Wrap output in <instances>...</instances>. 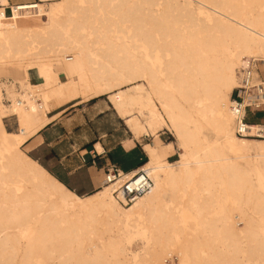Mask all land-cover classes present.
<instances>
[{"label": "bare ground", "instance_id": "obj_1", "mask_svg": "<svg viewBox=\"0 0 264 264\" xmlns=\"http://www.w3.org/2000/svg\"><path fill=\"white\" fill-rule=\"evenodd\" d=\"M44 1H0V59L47 77L19 97L17 131L0 121V264H167L174 254L176 264H264V140L238 136L231 110L239 72L251 60L264 63V0H195L210 15L202 19L189 10L191 26L171 14L193 0H146L158 6L147 17L139 6L146 20L135 16L138 3L120 0L113 6L121 17L120 42L107 35L102 58L87 35L79 42L59 30L61 19ZM88 1L97 7V0ZM30 11L37 14L20 15ZM99 31L92 33L96 42ZM38 40L50 46L40 49ZM60 64L72 81L57 79ZM106 95L135 138L153 137L144 145L149 161L142 169L154 187L129 205L114 195L118 184L75 194L21 149L69 105ZM207 126L216 140L204 135ZM163 130L179 142L176 162L167 159L173 144H160ZM248 146L254 156L245 153ZM128 224L143 227L148 240L137 254L126 249L138 237L126 232ZM91 233L99 234L102 249Z\"/></svg>", "mask_w": 264, "mask_h": 264}, {"label": "crops", "instance_id": "obj_2", "mask_svg": "<svg viewBox=\"0 0 264 264\" xmlns=\"http://www.w3.org/2000/svg\"><path fill=\"white\" fill-rule=\"evenodd\" d=\"M8 1L11 4L14 0ZM34 1L21 0L15 4ZM102 98L69 105L22 146L51 176L82 197L104 187L105 168L109 164H116L128 174L142 169L149 161L145 144L140 141L143 138H135L111 102ZM176 150L175 146L168 160L180 155Z\"/></svg>", "mask_w": 264, "mask_h": 264}, {"label": "rangeland", "instance_id": "obj_3", "mask_svg": "<svg viewBox=\"0 0 264 264\" xmlns=\"http://www.w3.org/2000/svg\"><path fill=\"white\" fill-rule=\"evenodd\" d=\"M21 0H14L13 2H11V4L10 5H15V3L16 2H20ZM37 1V0H36ZM72 1V3H71V5L72 6H70V5H68V7L66 6V5H63L62 4V0H45L44 2H42L41 4H43V8H47L48 6H50L51 8H54V13L56 14V16L58 17V20L60 21V19H61V23H62V25L64 26H62V25H58V28H59V30H63V32L66 34V36H70V37H73V38H75L77 41H79L80 42V38H81V36H83V35H87L89 38V41H91V42H89V48L91 49V47H92V45H93V47H92V49H91V51H93V52H95L96 54L97 53H99V55H100V57L102 58V55H103V53H101V52H104V51H106L105 49H107V47H108V45H107V42H105V40H106V38H110L111 37V40H113L114 39V41L117 43V42H120L119 41V39H118V36H119V33H117L118 31H117V28L119 29V28H121V23H120V15H119V18L118 17H116V11H115V9L113 8V6H115L120 0H113V1H116V2H113L112 0H108L109 1V3H111L110 1H112V3H111V6H109L110 4H108V1L107 0H101V1H99V0H94L93 1V3L95 2L96 4H97V7H99V6H106L107 4V6L109 7V8H112L115 12H114V14H112L113 12L112 11H110V10H112V9H109L108 7H103L102 9L99 7V10H97V13L99 12V14L97 15V13L95 14V12H94V10L97 8L96 7V5L94 4V5H92L91 6V3H89V1L87 2V0H85V1H81V0H71ZM75 1H77V2H75ZM103 1V2H102ZM129 1H131V4H132V7H134L137 3V6L135 7V8H137L138 9V13H139V15H140V13H142L140 16L139 15H135L134 14V12L133 13H131V14H133V18H131L132 20L134 19L135 20V18L137 17V19H138V17H143V18H145V20L146 19H148V18H146L147 17V14H148V11L150 10V8L152 9V7L155 5V3L157 4H159V3H163V1L162 0H158L157 2L154 0V4H153V6L151 7V5L149 4V2H147L146 3V0H129ZM138 1V2H137ZM148 1V0H147ZM150 1V0H149ZM151 1H153V0H151ZM183 1V0H182ZM73 2H75V4L73 3ZM90 2H91V0H90ZM102 2V4H100V3ZM61 3V4H60ZM107 3V4H106ZM150 3H152V2H150ZM70 4V3H69ZM74 4V5H73ZM104 4V5H103ZM135 4V5H134ZM99 5V6H98ZM70 6V7H69ZM74 6V7H73ZM93 6H95L96 8H93ZM143 7V8H145V9H143V12H145V14L144 15H146V17L143 15V12H142V9H140V7ZM150 6V7H149ZM87 7L89 8V9H91V10H93V12L92 11H90V12H88L89 11V9H87ZM105 8H106V10H105ZM149 8V9H148ZM154 8H158V6H154ZM71 9H73V11L71 10ZM104 9V10H103ZM140 9V10H139ZM147 9H148V11H147ZM70 10H71V12H70ZM194 11L195 12V14H196V16L197 17H200V18H202V19H205V18H207V17H209V15L210 14H208L209 12H207V10L206 9H202L201 7H200V5H199V3L197 2V1H195V0H193V1H190V2H188L187 3V10H183V11H181V12H177V11H175V12H173L171 15H172V17L174 16H177L179 19H181V21H185V25H188V26H191L192 25V23H193V21H191V18H190V15H189V12L188 11ZM37 11V10H36ZM36 11H30V12H20V13H22V14H20L21 16H35L36 14H37V12ZM74 11H77L76 13H73L72 14V12H74ZM81 11H86V12H83V13H81ZM96 11V10H95ZM104 11V12H103ZM105 11H106V13H105ZM88 12V14H86ZM109 12H111V14L109 13ZM89 13H91V14H89ZM95 15H94V14ZM8 15H9V13H8ZM80 15V16H79ZM82 15V16H81ZM90 15L91 16V21H90V16H89V18H88V16ZM105 15H106V17H105ZM134 15L136 16V17H134ZM143 15V16H142ZM87 17V19H86V17ZM92 16L93 17H95L96 16V18L94 19V18H92ZM117 16H118V14H117ZM132 15H130L129 17H131ZM76 17V18H75ZM83 17H85V18H83ZM105 17V18H104ZM116 17V18H115ZM172 17H171V19H172ZM173 17V18H174ZM72 18V20H70V19ZM81 18V19H80ZM99 18H101V20H99ZM75 19V20H74ZM104 19V20H103ZM105 19H108L107 21H110V23H111V21L112 20H114V21H116V23L117 24H119V25H117L116 26V23H115V25L113 24V23H111V26H110V23L109 24H107L108 22H104V21H106ZM110 19V20H109ZM118 19H119V21H118ZM130 18H128V20H129ZM130 19V20H131ZM65 20H66V22H65ZM70 20V21H69ZM85 20V21H84ZM87 20H89L88 22L90 23V22H92V23H94L95 22V24H91V25H89V23H87V24H84V23H86L87 22ZM98 20V21H97ZM130 20H129V22H127L126 23V25H129V26H131L132 25V23L130 22ZM131 20V21H132ZM76 21V22H75ZM102 21V23H104V25L102 24V23H100ZM48 22V23H47ZM65 22V23H64ZM84 22V23H83ZM46 24H49V21H46L45 22ZM64 23V24H63ZM81 23V24H80ZM101 25H100V24ZM76 24V25H75ZM83 25V27H81V26ZM84 25H86V26H88L87 28H84ZM95 25V26H94ZM105 26V27H107V25L108 26H110L111 28V30L109 29V27H108V29H105L103 26ZM116 26V27H114V26ZM62 26V27H61ZM79 26V27H78ZM85 26V27H86ZM102 26V33L100 34V27ZM122 26H124V25H122ZM61 27V28H60ZM81 27V28H80ZM96 28H97V31H99L98 33H97V35L99 36V37H96V39H98L97 40V42H96V40L94 39L95 37H94V35H96L95 33L94 34H92L93 33V30H94V32H97L96 31ZM100 28V29H99ZM103 28L105 29V30H103ZM74 29V30H73ZM79 29H80V31H79ZM73 30V31H72ZM87 30V31H86ZM107 30H108V33L109 34H107ZM109 30L111 31V32H109ZM121 30V29H120ZM105 31V32H104ZM73 32V33H72ZM105 33H106V35H105ZM110 33H112V34H110ZM100 34V35H99ZM93 35V36H92ZM108 35V36H107ZM104 38H102V37ZM107 36V37H106ZM110 36V37H109ZM80 37V38H79ZM106 37V38H105ZM103 39L104 41H103V43H102V41H100V39ZM116 38V39H115ZM57 38L55 37H53V40H56ZM94 40V41H93ZM107 41V40H106ZM54 42V41H53ZM92 42H95L94 44L92 43ZM45 42H42V43H40V41L38 40L37 41V43H36V45L41 49L42 47L43 48H48L47 47V45H48V42H46L45 44H44ZM91 43V44H90ZM98 43V44H97ZM50 44V43H49ZM95 45V46H94ZM104 45V46H103ZM107 45V46H106ZM101 50V51H100ZM69 56L71 57L72 55L71 54H69ZM104 56V55H103ZM94 62V61H93ZM94 63H96V62H94ZM260 63V62H259ZM9 64H4V62H3V60L2 59H0V121L2 122V123H4L5 125H6V128L9 130V131H17V129H18V120L21 118V112H20V108L18 107V105H17V101H18V99H19V97L20 96H22V94L24 93V91H25V89H27L28 88V86L29 85H31V84H34V83H40L41 82V84H43L45 81H47V77L46 76H44V75H42L41 74V72H40V70H38V69H34V70H32L31 72L30 71H28V73L27 72H23V71H20V70H17V69H13V68H11V66L9 65ZM60 65H61V67H60ZM60 65H57V66H55V68H54V70H55V73H56V77H57V79H59V80H61V81H65V82H68V81H72V78L70 79V75L68 74H66L67 73V70H66V68H65V66L64 65H62V64H60ZM94 65V64H93ZM92 64H91V66L92 67H97L96 65L95 66H93ZM261 67H262V69L264 70V68H263V66H264V63H260L259 64ZM90 66V67H91ZM64 68H65V70H64ZM62 70V71H61ZM61 71V72H60ZM29 73H30V77H29ZM60 73V74H59ZM39 76H41L42 78H43V80L39 77ZM66 79V80H65ZM31 80V81H30ZM33 82V83H32ZM41 84H36V85H41ZM18 85H20V88L22 89V91L19 93V92H17V86ZM38 98H40V97H38ZM103 100H105V101H107V102H109V100H108V96L106 95V96H103V98H102ZM34 102L36 103V105H37V107L39 108V105H38V103L34 100ZM125 120V119H124ZM124 120H123V125L125 126V127H127L126 126V120H125V122H124ZM254 121H256V122H258V123H261V122H264V112H260V113H257V115H256V119H254ZM204 135L208 138V140H210V141H213V140H216L217 138H218V136L217 135H215V133H214V131L210 128V127H205V129H204ZM159 139H160V144H162V145H164V144H167V143H171V144H173V146L175 147H177V150H176V152L177 153H181V149H180V147H179V142H178V140L174 137V135L172 134V133H170L168 130H163V131H161L160 133H159ZM141 142H142V144H146V143H153V137L151 136V137H144L143 139H141L140 140ZM21 149H22V151H24L26 154L28 153L27 152V149L26 148H24V147H21ZM245 153L247 154V155H250V156H254L255 155V153H256V150H255V148H253L252 146H248L247 148H246V151H245ZM28 155V154H27ZM29 156V155H28ZM30 157V156H29ZM31 158V157H30ZM32 159V158H31ZM168 159V158H167ZM180 159V155H175V156H173L172 158H170L169 159V161L170 162H176V161H178ZM34 160V159H33ZM254 160V159H253ZM98 192V191H97ZM241 226V225H240ZM125 229H126V232L127 233H133V232H136V234L134 233L133 235L134 236H138V237H135L134 239H132V241L130 240V238L126 241V249L130 252V253H132V254H137V253H139L140 251H142L143 250V248L146 246V244L148 243V240L146 239V235L144 234V233H142V232H140L141 230L142 231H144L143 230V227H141L140 226V228H139V230L138 231H136V230H134V226L133 225H131V224H128V225H126L125 226ZM198 236L199 237H202V234H198ZM90 240L94 243V245H96L99 249H102V244L100 243V238H99V234H97V233H91V235H90ZM178 259V257L174 254L173 256H172V258H168L167 259V264L169 263V264H176V263H178L179 262V260H177Z\"/></svg>", "mask_w": 264, "mask_h": 264}, {"label": "built area", "instance_id": "obj_4", "mask_svg": "<svg viewBox=\"0 0 264 264\" xmlns=\"http://www.w3.org/2000/svg\"><path fill=\"white\" fill-rule=\"evenodd\" d=\"M21 4L24 3L15 5ZM259 64L251 60L239 72L240 84L233 92L231 110L235 117L238 136L264 140V122L254 121L257 113L264 112V70ZM17 89L21 90L20 85ZM128 174L116 164H109L105 168L104 184H118L114 195L123 205L132 204L151 192L154 187V182L147 171L140 168L127 178Z\"/></svg>", "mask_w": 264, "mask_h": 264}, {"label": "snow or ice", "instance_id": "obj_5", "mask_svg": "<svg viewBox=\"0 0 264 264\" xmlns=\"http://www.w3.org/2000/svg\"><path fill=\"white\" fill-rule=\"evenodd\" d=\"M28 7H35L34 5H28Z\"/></svg>", "mask_w": 264, "mask_h": 264}]
</instances>
